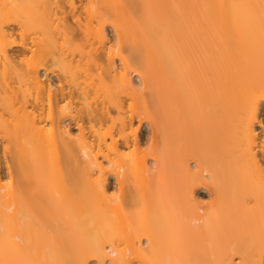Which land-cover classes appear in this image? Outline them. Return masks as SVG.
<instances>
[{"label":"bare ground","instance_id":"1","mask_svg":"<svg viewBox=\"0 0 264 264\" xmlns=\"http://www.w3.org/2000/svg\"><path fill=\"white\" fill-rule=\"evenodd\" d=\"M123 1L0 0V264H264V0Z\"/></svg>","mask_w":264,"mask_h":264},{"label":"rangeland","instance_id":"2","mask_svg":"<svg viewBox=\"0 0 264 264\" xmlns=\"http://www.w3.org/2000/svg\"><path fill=\"white\" fill-rule=\"evenodd\" d=\"M125 1V2H124ZM123 2H124V4H127V5H125V6H127L128 7V3L131 1V0H124ZM133 2V0L131 1V3ZM134 2H137L136 0H134ZM130 5V4H129ZM184 9V8H183ZM183 11V10H182ZM138 12V11H137ZM137 12H132V11H128L127 9L125 10V12L122 14V15H124L122 18H123V20H125V19H128L129 18V16L132 18V20H133V18H138L139 17V15H141V14H139V12L137 13ZM126 15V16H125ZM124 17H125V19H124ZM127 17V18H126ZM131 18H129L130 20H131ZM165 18H167V16L165 17ZM135 19V20H136ZM119 20H121V18L119 19ZM139 20V19H138ZM137 20V21H138ZM126 21V20H125ZM124 21V22H125ZM133 31H135V30H133ZM137 31V30H136ZM139 32V31H138ZM134 34H135V32H133V36H134ZM132 35H130V37L131 38H129V37H127L128 39H126V45H125V49H126V52H128L129 51V49H132V48H135V46L137 45H140L141 43H140V38H136V37H138V36H134L137 40H135L134 39V37L132 36ZM137 35V34H136ZM139 35V34H138ZM134 40H133V39ZM130 39H132L133 41H131ZM129 41V42H128ZM131 41V42H130ZM137 43V44H136ZM17 50H19V48H16ZM124 49V50H125ZM46 75V73H44V71L41 73V75H42V79L43 80H46V81H48V79H51V81H53L54 83H57L58 84V80L56 79V77H54V76H52V75H49V78L47 77V76H45ZM48 78V79H47ZM139 135L140 136H142V135H144V132H142V131H140L139 132ZM6 181H8V177H6V179H5ZM199 195H201L204 199H206L207 200V196H206V194L204 193V192H200V194Z\"/></svg>","mask_w":264,"mask_h":264}]
</instances>
